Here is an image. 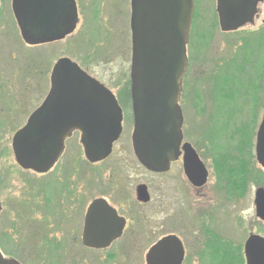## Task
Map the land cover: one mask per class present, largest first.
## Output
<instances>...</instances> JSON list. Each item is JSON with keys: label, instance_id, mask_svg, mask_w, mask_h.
<instances>
[{"label": "rangeland", "instance_id": "1", "mask_svg": "<svg viewBox=\"0 0 264 264\" xmlns=\"http://www.w3.org/2000/svg\"><path fill=\"white\" fill-rule=\"evenodd\" d=\"M78 1L81 10L79 24L72 36L54 44L29 47L24 44L16 29L10 0H0V108L22 107L26 113L21 124L0 132V136H3L2 141L0 140V170L3 171L0 172L7 173L6 176L10 179L9 187L0 191L3 205L0 215L1 252L6 258L14 259L19 264H145L144 257L151 244L163 234L175 233L191 248L184 264H231L228 259L223 261L218 258L221 250L227 248L236 254L235 258L241 257L245 264L243 246L248 236L253 234L264 238V224L256 218L253 204L255 190L264 188V171L258 165L252 148L264 110V0L258 4L252 23L234 34L220 31L215 0H193L192 25L187 46L188 73L184 81L185 91L188 92L185 103L190 101L191 92L195 88L194 95H198L199 90L202 94L211 91L217 123L211 122L209 130L204 131V137L212 141V151L215 150V144L211 138L221 140L215 139L219 160L229 173L228 177L223 176L221 179L222 191L227 194V201L230 197L228 195L233 194L229 205L219 207L224 195L218 190L219 184L212 167L213 178L209 171L200 200L195 198L190 187L185 186V202L181 203L182 178L179 164H173L168 173L154 176L135 163L130 146H119L106 163L90 166L84 160L80 146H76L71 172L76 179V171H87L84 181L89 180L85 185L91 187L90 197L96 195L100 187L111 188L115 185L114 172H108L111 168L123 179V186L145 183L151 188L155 202L160 199V212L153 225V238H121L103 252H86L80 238H49L53 234L49 222L46 226L41 223L33 227L8 225L7 220L17 221L21 211L16 209L9 213L4 206L5 201L16 200L20 196L22 179L38 178L30 173H22L14 164L10 155L11 136L46 97L50 88L52 65L60 58L70 59L113 94H120L125 82L129 81L130 0ZM230 62V68L233 69V80L229 86L232 99L227 100L217 92L221 84L213 83L212 86L209 82L198 81L203 77L208 79L215 64L220 68V63ZM256 85L259 86L257 90ZM223 87L226 88V85L223 84ZM195 103L197 111L202 112L201 97ZM184 105L182 109L188 121L184 132L186 139L198 144L200 139H204L198 134L199 125L203 123L202 118H198L203 115L198 116L195 109ZM196 123L197 127L194 126ZM221 123H225V128L221 129ZM204 143L200 142L199 145ZM204 155L211 164L210 154ZM59 170L49 177L56 178ZM246 171L252 174L251 179L245 177ZM65 176L63 172L60 179ZM78 176L80 177L79 174ZM68 178L71 179L72 176ZM46 179L40 178L41 181ZM50 185L42 184V187L47 189ZM182 187L184 188L183 185ZM164 192L168 196V203L163 210ZM44 215L42 212L35 217V223L42 222ZM165 215L169 218L168 223L164 225L162 220L158 223ZM207 220L209 223H206ZM31 228L34 229L33 232ZM206 228L212 232L206 233ZM37 229L44 231L42 238H29L36 234ZM204 233L218 238H204ZM195 235L203 237L195 239ZM203 239L218 240L221 245L211 241L204 250ZM193 244H198L202 248L201 252L195 253ZM125 252L127 253L123 256Z\"/></svg>", "mask_w": 264, "mask_h": 264}, {"label": "water", "instance_id": "2", "mask_svg": "<svg viewBox=\"0 0 264 264\" xmlns=\"http://www.w3.org/2000/svg\"><path fill=\"white\" fill-rule=\"evenodd\" d=\"M43 0H13V14L23 41L38 45L64 39L78 22L73 0H63V15L55 20L60 32L32 33L36 13ZM47 0L42 2L46 4ZM221 32H235L252 23L262 0H215ZM193 16L192 0H131L130 92L134 116L132 147L138 162L153 173H166L178 160L182 143V117L178 100L187 69L186 45ZM41 25L37 24V28ZM50 91L27 125L13 138L16 163L25 170L47 172L72 131L83 134L82 147L90 163L105 159L120 135L121 111L112 93L70 59H59L50 76ZM101 115H105L102 118ZM111 120H109V118ZM40 121V122H39ZM105 127H95L103 125ZM255 157L264 170V113L256 134ZM185 174L194 187L206 183L207 173L190 145H184ZM138 200L148 203L147 188H137ZM255 216L264 223V188L254 193ZM96 200L89 208L84 235L98 228L106 238H82L86 248L103 250L121 235L123 221L107 218L92 223ZM103 229V231H102ZM245 264H264V238L249 235L244 244ZM184 250L173 235L162 238L146 255V264H182ZM0 264L7 260L0 251Z\"/></svg>", "mask_w": 264, "mask_h": 264}, {"label": "flooded vegetation", "instance_id": "3", "mask_svg": "<svg viewBox=\"0 0 264 264\" xmlns=\"http://www.w3.org/2000/svg\"><path fill=\"white\" fill-rule=\"evenodd\" d=\"M43 1H41V5H39V9H38L37 13L35 14L36 15V19H35L36 28L31 29V31H32V33H48L50 35L58 34L60 32V30L58 29L57 25L55 24V20H56V18H58L60 16H64L63 15V13H64L63 12V0H47L46 4L42 5ZM12 2H13V0H10L11 11H12L11 13H12L13 19L16 23V27H17L16 29H18V32L20 35V30H19L18 24L16 22V19L14 17V14H13ZM73 2L75 3V6H76V12H77V18H78V22H77V25L75 28V31H76L77 26L79 24V16H80L79 13L81 12V10H80V5H79L80 2L78 0H73ZM129 9H130V17H129V29H130L131 0L129 2ZM217 21H218V19H217ZM37 24L41 25V27L37 28ZM236 32H230V33L234 34ZM130 34H131V30H130ZM226 34H229V33H226ZM72 35H70V36H72ZM70 36H68V37H70ZM20 37H21V35H20ZM68 37H66V38H68ZM130 40H131V37H130ZM22 41H23V39H22ZM56 42H58V41L47 42V43H42V44H38V45H29L25 42H24V44L29 46V47H37V46H42V45L54 44ZM60 59H62V58H60ZM231 62L226 63V64L220 63V65H221L220 68L217 66V64H215L211 69V74L209 75V78L205 79L202 76L203 79L199 80L198 82H203V81L209 82L208 84H212V86H213V83L214 84H221L220 85L221 87H220V89L217 90V92L221 93L222 96H224L225 99H227V100L232 99L231 92L229 89V86L233 80V77H232L233 76V69L230 68ZM54 64L52 65V68H53ZM130 66H131V60H130ZM78 67L82 71H84L79 65H78ZM52 68H51V72H52ZM51 72H50V76H51ZM85 73L88 75L87 72H85ZM187 73H188V67H187L186 74H185L183 81H182L181 92H180V96H179V100H178V106H179V109L181 112V117H182V125H181L182 143H181V146L179 149L180 155H179V158L177 161L170 164L169 169L166 173H168L170 171V169L172 168L171 166L173 164L177 163L180 165V170H181L180 176L182 178V183L180 185V188H181L180 190L182 191L181 192V203H184L185 202V193L187 192L186 191L187 189L185 188V186L188 188L190 187V189L194 193L195 198L197 200H200V198L202 197L205 185L207 183L208 177H209V171H210V176H212V178H213L212 169H214V172H215L214 176L216 177L218 184L220 185V188L218 185V190L220 193H222L224 195V199H221L219 207H222L223 204H224V206H227V205H229V201L231 202V200H232L231 198H232L233 194L231 193V195H228L230 197H228L229 201H227V199H226L227 194H224L225 192L222 191L221 179L223 178V176L228 177L229 173H228V171H225V167H224L223 163L219 160L218 153H217V145H216L217 141L216 140H218V141H221V140H219L216 137L211 138L215 144L214 145L215 150L212 151V148H211V145H213V144H211L212 141L207 140L204 137L205 132H207L206 130H209V128L211 126V122L217 123V121L215 120L216 116L214 115L213 97L211 95V91H209L207 93L204 92L205 94H202L201 91L199 90L200 93L198 95H196V94L194 95V90L196 89L195 88L191 92V96L189 98L190 101L188 103H185V99H187L188 92L185 91V82L184 81L186 79ZM91 78H93V77H91ZM93 79H95V78H93ZM49 81H50V77H49ZM96 81H98V80H96ZM223 84L226 85V88L223 87ZM50 87H51V83H50ZM49 91H50V88H49ZM49 91H48V93H49ZM48 93H47V95H48ZM112 95L114 96L115 101H116V103H117V105L121 111V116H122L121 131H120V135H119L118 139L112 143L110 154L105 159H103L99 162L90 163L85 158L84 149H83L82 144H81L83 134L78 130H74L68 136H66V138L64 139L62 149H61L59 155L57 156L56 161L53 163V165L50 167V169L47 172L38 173V172H35L32 170H25V169H22L16 163L14 155H13V149H12L13 138L18 131H20L21 129H23L27 125L28 120L30 119L32 114L35 113L40 108V106L42 105V103L46 97L41 102V104L29 114V116L25 119L24 124L15 129V131L13 132V135L11 136V144H10V150H11L10 155L14 161V164L22 171V173H30V174H33L35 176H38V178H37V180L36 179H34V180L22 179L23 189L20 192V196L16 200L10 199V200L5 201L4 206H5V208H8L9 213L12 212L13 210H16V209H19L21 211V214L18 217L17 221L15 219L13 221L7 220L9 222L8 225H10V227L13 226V224H17V225L20 224L21 227H23L24 225L28 226V227H30V226L33 227V226H35L37 224H41V223H43L42 225L46 226L49 222L50 226H51V231L53 233L52 237H49V238H80L83 250L86 252L87 251L88 252L89 251L103 252V251L109 249L113 244H115L121 238H153V235L155 233V229H154L153 225L156 224L155 218H157L158 212H160V205H159L160 199L158 198L157 202H155L154 194L152 193L151 188L147 184L141 183V184H138L136 186H131V187L123 186V179L119 176V174L114 169L111 168V169H109L108 172L109 173L114 172L113 177L115 180V185L111 188L100 187L97 190L96 195L93 194V196L90 197V193L92 191L89 192V190L91 189V187L88 185H85L89 182V180L85 179V181H84V178H85L87 171L86 170L81 171V172L76 171V174H75V177L77 176L76 179L74 178V173L71 172V169H73L71 167V164H72L71 162L73 161L72 157H73L74 149L76 148V146H80L82 154H83V158L87 162V164L90 166L106 163L112 157L114 152L119 149V146H121V147L124 146V148H125V146L126 147L130 146L135 163L139 164L140 167H142V169H144L149 174L154 175V176H159V175L165 174V173H162V174L153 173V172L146 170L138 162L137 158L134 155L133 147H132L134 116H133L132 99H131V92H130V69H129V81L125 82L124 90L122 92H120V94H113L112 93ZM200 97L203 100L202 112L197 111V106L195 103V101H198V99ZM211 97H212V99H211ZM184 104H187L189 106V108L195 109L196 112L198 113V116H201V115L204 116V117L201 116L198 118V120H200V118H202V120H203V123H201L199 125L200 132L198 130V132H199L198 134H201L202 137H204V139H200L198 144L189 142L186 139V135L184 132H185V129H187L188 121H187V119L183 113V109H182ZM204 105H205V107H204ZM263 112H264V110H263ZM25 115H26V113L23 112L22 107H18L15 109L14 108H12V109L0 108V132H3L5 129L15 128L16 126L21 124L23 122ZM101 116H102V118L106 117L105 115H101ZM262 117H263V114L261 116V120H262ZM111 118L112 117H110L109 120H111ZM261 120H260V122H261ZM221 124H222L221 129L225 128V123H221ZM259 125L260 124L258 123V127H259ZM194 126L197 127V123L194 124ZM95 127H105V126L103 124V125H97ZM258 127H257V129H258ZM256 132H255V137H254L253 144H252L253 145L252 148L254 149V151H253L254 155H255V146H256L255 145L256 144ZM2 137L3 136H0L1 141H2ZM200 142H203V143L205 142L206 144L204 143V145L200 146L199 145ZM184 145H190L191 146V148L195 152L196 156L198 157L200 163L203 165V167L207 173L206 183L201 187H194L188 181V179L186 177L185 161H184V157H185ZM124 148H123V150H124ZM205 153L207 155L210 154L212 165L205 158V155H204ZM243 153L245 154V150L243 151ZM243 158H245V156ZM255 159H256V157H255ZM216 166H217V171L215 169ZM211 167H212V169H211ZM58 169H60V170H59L58 176L56 178L49 177L55 171H58ZM0 171H3V170H0ZM63 172H65L66 176L60 179V175H62ZM2 173L3 172H0V191H2L3 189L6 190V188H8L10 185V179L8 176H6L7 173H5V174H2ZM72 173H73V175H72ZM78 174L80 175V177L78 176ZM70 176H72L71 179L68 178ZM41 177H42V179H46V177H49V179H46L45 181H43V180L41 181L40 180ZM80 179H81V181H80ZM42 184H51V185H50V187H46L47 189H44L42 187ZM79 184H81V185H79ZM140 185H143L147 188V193H148V197H149L148 203H143V202H140L138 200L137 188ZM182 185L184 186V188L182 187ZM47 192H49L50 193L49 195H51L50 203H48V205L44 202L45 195H47ZM206 193L208 194V192H206ZM207 194H205V196H207ZM96 200H103L109 208H107L105 204H99V206H97V208L92 212V218L94 219V220H92V223L94 225H96V226L103 225V222L107 218H109V219L111 218V220L118 221V222L121 220L123 221V229H122L121 235L118 237L119 239H117V241L113 242V244L109 248L103 249V250H95V249L86 248L82 244V238H106L104 234L99 233L100 232L98 230L99 227L96 228L95 230H93L92 234L84 235L85 227H86L85 226L86 225V218L88 215L89 208L91 207L93 202H95ZM162 201H163V210H164V206H167V203H168V196L165 195V192H164V196L162 198ZM153 205H154V207H153ZM45 206H47V207L45 208ZM2 209H3V205H2L1 199H0V215L2 213ZM42 212L45 214L44 216H42V218H43L42 222H40V223L36 222L35 223L36 220L34 218L37 217ZM161 220H162V222H164V225H166L169 221V218L167 215H165L162 219H160L158 221V223ZM206 223H209V221L207 220ZM161 228H163V226H161ZM33 231H34V229L31 228V232H33ZM102 231H103V229H102ZM208 231L212 232L209 228H206V233ZM43 232H44L43 230L37 229L36 234H33L29 238H42ZM206 233H204V235H205L204 238H218L216 236L215 237H213V236L209 237ZM170 235L177 237L183 246L184 258H183L182 264H184L185 261L187 260V257H188V255H187L188 250L191 248H189L187 246L186 242L183 240L182 237L176 235L175 233H166V234H163L160 237H158V239L154 243H152L151 246L148 248L147 252L149 251V249L153 245H155L162 238L170 236ZM202 237L203 236H197V235L194 236L195 239L196 238H202ZM45 238H48V236ZM211 241H213V240L211 239ZM211 241L209 239H206V240L203 239L202 245H203L204 250L211 243ZM193 249L196 251L195 253H197V252H201L200 250L202 248H200V246H198V244H197V246L195 244H193ZM127 252H125L123 254V256H125ZM147 252H146L145 257H144L145 264H146L145 259H146ZM195 259L197 261V255L195 256Z\"/></svg>", "mask_w": 264, "mask_h": 264}, {"label": "trees", "instance_id": "4", "mask_svg": "<svg viewBox=\"0 0 264 264\" xmlns=\"http://www.w3.org/2000/svg\"><path fill=\"white\" fill-rule=\"evenodd\" d=\"M261 40H263V39H261ZM260 40V41H261ZM250 48V47H249ZM258 85H256L255 86V90H257L258 89ZM252 89H253V87H252ZM246 173H247V171H246ZM251 176H252V174L250 175V174H248L247 173V175L245 176V177H247V179H251ZM50 198H51V195H45V199H44V202L48 205V203H50ZM217 240V239H216ZM213 241H215L214 239H213ZM215 242H217V244H220L219 243V241L217 240V241H215ZM221 245V244H220ZM223 247H225V248H227L225 245H222ZM227 249H229V248H227ZM227 249H223V250H221V252L219 253L220 254V256L218 257V258H221V260H223V261H225V260H230L231 261V264H243V262H242V260H241V257H237V258H235L236 257V254H233V252H231L230 250H227ZM203 254H205V252L203 253ZM205 256V255H204ZM240 260H241V262H240ZM224 264H230V263H224Z\"/></svg>", "mask_w": 264, "mask_h": 264}]
</instances>
